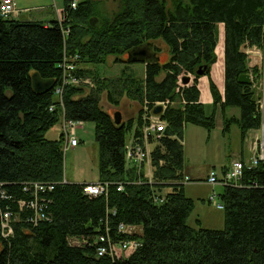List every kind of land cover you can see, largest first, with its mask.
<instances>
[{"label": "trees", "instance_id": "obj_1", "mask_svg": "<svg viewBox=\"0 0 264 264\" xmlns=\"http://www.w3.org/2000/svg\"><path fill=\"white\" fill-rule=\"evenodd\" d=\"M71 1L65 0L62 20L0 17V208L16 214L12 235L4 238L0 230V264H264V163L246 168L239 186L222 187V228L203 227L199 219L195 226L187 223L194 201L181 184L184 124L212 128L220 106L238 108V115L225 121L238 126L242 139L259 126L254 87L238 82V76L250 69L257 74L242 47L262 41L264 0H121L111 18L98 16L90 0L77 1L75 8ZM220 23L223 96L210 78ZM155 40L164 42L167 58L146 62L143 77L127 67L118 77L103 78L87 67L110 55L130 64L126 53L148 42L157 56ZM72 56L76 69L70 74L89 78L92 85L65 84L60 101L55 89L67 76L65 57ZM199 68L209 78V107L199 101ZM33 74L41 86L48 83L44 91L33 89ZM182 75L192 81L182 84ZM103 92L114 107L122 96L135 101L137 114L115 124L100 105ZM165 101L160 117L167 126L150 152L148 182L143 170L128 166L125 144L129 134H141L152 108ZM62 116L94 122L98 179L109 183L107 193L89 196L83 183L61 182L64 140L44 134ZM33 182L54 183L53 190L38 193L48 219L36 224L17 205L33 195V188L24 191ZM3 192L10 197L2 198ZM154 193L163 200L153 201ZM119 222L141 231L116 233ZM99 235L112 242L136 239L140 245L127 257L97 255ZM72 238L86 242L73 244Z\"/></svg>", "mask_w": 264, "mask_h": 264}, {"label": "rangeland", "instance_id": "obj_2", "mask_svg": "<svg viewBox=\"0 0 264 264\" xmlns=\"http://www.w3.org/2000/svg\"><path fill=\"white\" fill-rule=\"evenodd\" d=\"M120 1L90 0L98 16L105 15L110 18L119 9V4L121 5ZM169 1L166 0V2ZM14 2L18 8L31 10L18 16L21 19L62 20L63 15L62 13L59 14V11L63 9L65 0H14ZM220 36L221 38L223 37L222 24H219V41ZM222 43L223 41H220L216 48V53L219 56V61L216 65L220 64ZM155 44L159 46L157 56H159L161 61L165 60L164 43L161 40H155ZM247 63H249L248 59ZM87 67L95 68L103 78L118 77L121 70L127 67L133 70L136 77H143L144 72V63L134 62L125 64L117 62L113 55L108 56L104 63L87 65ZM100 105L103 109L108 110L110 114H113L116 110L121 111L122 120L135 116L136 108L139 106L135 101L122 96L119 105L114 107L107 101L105 92L100 96ZM238 112L237 107H226L223 110L219 106L216 107L215 124L212 128L192 123L184 124L182 132L184 165L192 168V173H189L191 180L185 182L184 191L194 201L193 210L187 219L189 225L195 226L196 220L199 219L203 227L222 228L224 226L223 209H217L208 201L211 193L215 192L216 202H221L218 194L222 190V186L209 185L204 178L210 169H215L219 173L224 165L227 166L231 160L237 159L240 155H243L245 160L249 159L250 155L247 145L250 142V137L255 134V129L249 132L248 140L246 139L243 144L241 143V133L238 126L233 122L227 123L225 121L232 116H237ZM75 123L77 125L75 137L78 145L76 147H65L64 141L63 177L68 182H95L99 180L98 145L95 141V124L92 121H78ZM44 135L49 139H55L59 135H62L63 140H65L62 117ZM145 164L149 165L147 162ZM141 168L145 172L144 167ZM140 172L137 171V173ZM143 179L148 181L144 176Z\"/></svg>", "mask_w": 264, "mask_h": 264}, {"label": "built area", "instance_id": "obj_3", "mask_svg": "<svg viewBox=\"0 0 264 264\" xmlns=\"http://www.w3.org/2000/svg\"><path fill=\"white\" fill-rule=\"evenodd\" d=\"M77 1L72 0L70 6L75 8ZM22 11L17 8L14 0H0V17L1 18H18ZM60 14V12H59ZM243 52L247 56L248 66L251 68L253 66L257 67V74L254 76L252 70L250 69L249 74L251 77V83L255 90V105L256 110L260 117V123L257 127V134L252 137L251 144L249 145L250 156L248 160L233 159L230 163L224 167L222 173H218L215 169H210L205 181L209 185H220V186H239L240 179L244 174V170L247 168L254 167L259 163H264V27L262 32V41L260 45H249L244 43L242 47ZM77 56L65 57V61L62 66L64 67L67 76L62 80V84L59 87H56L55 92L58 95V99L61 101V94L63 86L65 84H80L86 83L92 85V82L89 78L78 79L77 77L70 74L72 70L76 69ZM168 101L158 102L156 105H162V111L165 109ZM52 107H50L51 109ZM160 113V114H161ZM160 114H150L147 117V123L141 128V134L134 137L132 133L129 141L125 144V160L128 163L129 167H136V170L140 172V168L146 162L149 164L147 174L143 175L148 179V182L152 181V173L150 170L151 155L150 150L145 146V143L148 142L150 137H154L156 140L161 137L162 133L166 129L165 120L161 119ZM63 122V133L65 137V147H76L78 141L75 137L76 123L73 120L65 119L62 116ZM162 163V161H159ZM141 166V167H140ZM183 181H190L189 177L183 175ZM62 183L66 182V179L63 177L61 180ZM109 183L106 181L97 180L95 182H86L82 185V192L89 196H97L107 193V188ZM34 189L33 195H30L29 199H20L17 200L18 210L22 212H29L30 215L27 216L26 220L32 224H36L38 220L48 219L45 213L46 203L44 201L38 200V193H43L46 191H51L54 188V183L52 182H33L26 188L24 191ZM123 186L121 183H118L116 189L122 190ZM215 192H212L208 198L209 203H212L217 209H223L221 202H216ZM6 194L2 193V198H9ZM153 201L161 202L163 196L160 194L154 193L152 196ZM16 220V214L13 215L12 211L8 209L0 208V230L1 235L4 238H8L12 235V223ZM109 230V227H106V231ZM116 233L125 234L127 236H132V234H138L141 231V227L134 224H126L119 222L116 224ZM70 243L80 245L86 242L85 239L72 238L69 240ZM95 242L99 243L97 245L96 251L97 255L108 254L110 257H127L140 245L139 241L136 239H126L120 240L118 242H112L108 236L99 235Z\"/></svg>", "mask_w": 264, "mask_h": 264}, {"label": "crops", "instance_id": "obj_4", "mask_svg": "<svg viewBox=\"0 0 264 264\" xmlns=\"http://www.w3.org/2000/svg\"><path fill=\"white\" fill-rule=\"evenodd\" d=\"M17 8H18V7H17ZM63 8H64V7H63ZM19 9H21V10H26V8H19ZM29 11H31V10H30V9H27V11H22V12L20 13V15H21L22 13H27V12H29ZM62 11H63V9L60 10L59 12L62 13ZM20 15H19V16H20ZM39 20H43V19H39ZM45 21H46V20H45ZM220 41H221V39H220ZM220 41H218V43H219ZM217 45H218V44H217ZM216 48H217V46H216ZM222 48H223V43H222V47H221V60H220V64H219V65H216V64L218 63V61H219V56H218L217 53H216V55H217V60H216L215 63L212 64V66H211V68H210V78H211L212 81L216 84L217 89H218V92L220 93L221 96H223V56H222ZM215 52H216V49H215ZM143 74H144V72H143ZM198 88H199V92H200V93H199V101H200L201 103H203V104H204L205 106H207V107L211 106L213 99H212V95H211V92H210V89H209V78H208L207 76H202V77L198 78ZM138 109H139V106L136 108V111H135L136 114H137ZM130 117H134V116H130ZM252 130H253V129H251V130H249V131H247V132L245 133V136H246V137H244L243 139L241 138V143L244 144V142L246 141V139L248 140V134H249V132L252 131ZM255 131H256L255 134H257V130H256V129H255ZM255 134L252 135V136L250 137V142H249V144L247 145V150H249V145L251 144L252 137L255 136ZM131 135H132V133L129 134L128 141H129ZM156 144H157V140H156L154 137H150L149 140H148V142L145 143V146H146V147L150 150V152H151V150L154 148V146H155ZM249 155H250V151H249ZM240 158H241V159H244L243 155H240ZM244 160H245V159H244ZM225 166H226V165H224V166L221 168V171H220L219 173H222V171H223V169H224ZM142 167H144V170H145V172L143 171V175L147 174V171H148L149 165L144 164ZM141 170H142V168H141ZM150 170H151V173H152L153 169H152V166H151V162H150ZM208 172H209V171H207L204 180L206 179ZM189 173H192V168H191L190 166H188V165H186V166L184 165L183 175L186 174V176L189 177ZM189 179L191 180L190 177H189ZM181 184L183 185V188L185 189V185H186V184H185V181L183 182V180H182V183H181ZM184 192H185V191H184Z\"/></svg>", "mask_w": 264, "mask_h": 264}, {"label": "water", "instance_id": "obj_5", "mask_svg": "<svg viewBox=\"0 0 264 264\" xmlns=\"http://www.w3.org/2000/svg\"><path fill=\"white\" fill-rule=\"evenodd\" d=\"M152 42H148L147 44L143 45V46H139L137 48H133L132 50H129L126 54H127V58L126 61L130 62V63H134V62H142V63H146L152 59H155L156 61H159V56L155 55V52L152 50ZM196 74L198 76H203L204 71L199 68L196 71ZM191 80V75H182L181 76V83L182 84H187L189 83ZM238 82L243 83V84H250L251 83V77L249 73H242L238 76ZM48 83H44V85L41 86L39 81L35 80V74H33L32 76V86L33 89L36 92H42L46 89V85ZM162 105H155L152 108V113L157 115L160 114L162 111ZM112 118L114 120L115 124H123V120H122V113L119 110H116L113 112L112 114Z\"/></svg>", "mask_w": 264, "mask_h": 264}, {"label": "flooded vegetation", "instance_id": "obj_6", "mask_svg": "<svg viewBox=\"0 0 264 264\" xmlns=\"http://www.w3.org/2000/svg\"><path fill=\"white\" fill-rule=\"evenodd\" d=\"M170 2V1H169ZM168 2V3H169ZM220 24H222V23H220ZM162 41V40H161ZM163 42V41H162ZM155 43V42H154ZM164 43V42H163ZM165 45V44H164ZM155 47L157 48L156 49V52H158L159 51V46L157 45V44H155ZM165 48H164V51H165V54H166V58H167V47H166V45L164 46ZM130 118V117H129ZM127 119V118H126ZM125 120V119H124Z\"/></svg>", "mask_w": 264, "mask_h": 264}]
</instances>
